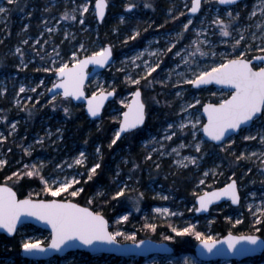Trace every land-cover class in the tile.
Returning a JSON list of instances; mask_svg holds the SVG:
<instances>
[{"label": "rangeland", "instance_id": "obj_1", "mask_svg": "<svg viewBox=\"0 0 264 264\" xmlns=\"http://www.w3.org/2000/svg\"><path fill=\"white\" fill-rule=\"evenodd\" d=\"M94 2L92 0L88 12L81 13L80 6L86 0H16L13 5L0 0V6L9 9L6 14H0V40L10 38L11 41L0 56V160H14V165H20L14 172L21 176L33 164L43 161L45 178L62 179L66 176L81 181L84 177L88 181V169L94 163L101 164L105 157L102 151L99 156L96 153L99 143H94L92 148L87 136L73 138L75 133L71 131L69 122L81 116L80 110H85V104L73 103L72 100L69 103L61 93L54 94L56 100L53 101L48 90L58 80L54 69L62 64L73 66V53L80 60L109 43L118 51L115 61L89 81L88 93L117 91L116 98L108 107L111 113L121 117L130 104L132 93L139 87L143 90L147 106V124L140 129L144 137L134 153L127 147L111 155L115 160L111 166L114 185L110 186V192L103 188L98 192L111 199L120 187L128 186L125 195L117 201L121 212L112 219L115 231L137 235L139 230L146 228V224H169L171 229L178 230L195 225L196 228L201 226L202 233L215 240L223 236L212 228L219 212L226 214L227 219L235 224L236 220L244 219L243 214L248 215L249 223L261 219L257 209L264 207V143L260 141L264 120H255L226 142L215 145L206 139L203 132L206 120L202 108L207 102L220 103L229 98L232 90L215 86L195 88L185 81L193 79L194 73L210 71L226 59L236 58L241 52L249 59L264 54L260 51L264 48V14L261 11L264 0H242L229 6L220 4L219 0H203L197 15L189 11L192 0H109V13L103 23H99L94 14ZM129 2L137 5L134 10H126ZM145 4L152 6L145 7ZM229 11L233 18L227 16ZM254 11L256 14L253 16L251 13ZM65 13L76 15V19H64ZM237 13L239 17L235 18ZM218 16L229 24L230 36H222L220 26L212 23ZM81 17L83 24L80 23ZM189 20L192 23L185 30L184 25ZM102 28H105V35ZM137 31L140 35L134 40L129 39ZM109 33L115 40L107 38ZM241 35L244 39L233 51V44ZM193 41H197L200 50L208 55L201 56L196 52L197 45ZM17 48L20 52L16 51ZM193 52L195 56L190 55ZM8 59L7 64L4 61ZM145 62L149 67L156 64L159 67L148 75ZM256 66L264 65L257 63ZM46 68L53 71L46 72ZM126 77L140 79V84H131ZM119 81L128 83L122 91L119 90ZM22 86L24 92H20ZM197 99L200 101L198 104ZM188 104L194 107L188 108ZM65 107L69 108L68 113L64 112ZM181 123L185 124L183 129L179 127ZM170 124L171 128L168 127ZM166 136H171V139H165ZM245 136H255L256 139L245 140ZM197 144L200 145L199 151L195 147ZM25 149H29L31 154ZM80 152L85 153L86 164L75 165L73 161ZM136 155L140 157L136 159ZM241 156L244 158L238 160L237 157ZM185 157H194L196 163L192 164ZM179 160L184 164H178ZM68 164L73 166L69 168ZM25 165L29 167L25 168ZM137 172L139 176L135 175ZM231 179L236 180L242 194L240 206L229 201L214 207L208 215L196 214L197 196L225 186ZM14 181H17L16 177L3 182L14 187ZM38 191L33 196L37 197ZM141 192L144 196L137 202ZM60 196L72 199L67 192ZM137 207L139 211H136ZM157 208H166L169 213L156 212ZM122 215H128V221L117 224ZM17 234L15 243L11 242L9 249L0 254V264H185L186 258L193 264H264V255L242 263L224 259L205 261L197 257L195 250L189 249L167 256L156 254L146 258L118 259L105 254L89 256L81 251L63 258L33 261L23 257L18 259L16 256L20 252L15 244L21 248L27 239L47 244L50 232L26 225ZM167 241L173 244L171 240Z\"/></svg>", "mask_w": 264, "mask_h": 264}, {"label": "snow or ice", "instance_id": "obj_2", "mask_svg": "<svg viewBox=\"0 0 264 264\" xmlns=\"http://www.w3.org/2000/svg\"><path fill=\"white\" fill-rule=\"evenodd\" d=\"M9 5L16 3V0H7ZM92 0H86V3L80 6V12L85 13L89 11V6ZM222 5L235 4L236 0H219ZM109 6V0H95L93 11L94 14L103 21L105 17L106 10ZM137 5L135 3L129 2L126 4V10L131 11ZM151 4H145V7H151ZM201 8V0H192L191 7L189 11L191 13H197ZM9 11L8 8L0 6V14H6ZM75 12V10H73ZM262 14H264V8H262ZM255 11L251 15H255ZM184 15V13H181ZM227 16L233 18L231 11L227 13ZM239 17V13L236 14L235 18ZM64 19H76V15L65 13ZM121 22H123L124 17L122 16ZM80 23L83 24L84 20L81 17ZM192 21L189 20L187 24L184 25V29L187 30L188 25ZM220 26V33L224 37L231 35L229 31V24L219 16L212 22ZM259 27V25H258ZM140 33L137 31L134 35L130 36L129 39L134 40ZM244 37L241 35L240 39L235 40L233 44V51L236 47L240 45L241 40ZM226 42V41H225ZM27 43V41H24ZM196 44V52H199L201 56L208 55V53L200 50L199 43L193 41ZM207 43V41H205ZM174 46V45H173ZM83 48V45H81ZM170 50V49H169ZM20 52V49H16ZM264 52V48L260 49ZM179 55V53H177ZM190 55L195 56V52ZM215 55V53H212ZM112 56L111 46L101 48L100 51L94 52L91 56L85 57L83 60H77L75 53H73V60L75 61L72 67L68 64H62L59 68L54 69L55 74L59 80V83H54L52 89H62V98L71 102V98H76L77 100L84 97L83 85L86 78L84 68L88 64H95L98 66H104L109 62ZM138 58V57H136ZM133 58V59H136ZM253 60L258 61L260 65H264V56H254L252 59H246L244 52H241L239 56L234 59H226L225 62L218 64L217 66L211 68L210 71H203L199 74L194 73V78L186 83L199 88L201 85L211 84L213 82L221 85H228L232 89V94L230 98L222 100L219 104H206L203 106V111L207 113V123L203 125V132L210 137L213 141L224 140L226 134L231 131L240 129L242 125H247L249 122L255 120H264V66H253ZM186 62V61H185ZM145 67L148 69V75L155 72L159 67L156 64L155 67H149L147 62H145ZM44 71H53L52 69H44ZM129 83L134 85L140 84V79H132L131 77H126ZM141 79H146V77H141ZM43 83V81H41ZM52 89L48 91L51 92ZM25 89L22 86L20 92H24ZM35 91V89H33ZM58 95L60 93H57ZM115 91L109 93H104L103 91L99 96L95 93L91 98L85 97L88 104V112L91 116L97 117L103 106V101L109 95H114ZM141 91L139 88L132 93L133 100L132 103L127 105V111L122 113L121 117H116L119 120L118 130L115 132L109 147L115 145L118 140L121 139L122 134L129 133L134 129H137L140 125H143L146 119L145 104L141 100ZM179 96L180 93H177ZM52 100H56V95H53ZM123 103V101L121 102ZM196 103H200L197 99ZM188 108L194 107L192 104H188ZM65 113L69 112V108L65 107ZM6 119V118H5ZM198 122V121H197ZM169 128L172 127L170 124ZM181 129L185 127V124L181 123L179 125ZM195 127V125H193ZM13 130H15V125H12ZM175 133H173L174 135ZM195 136V133H193ZM165 139H171V136H166ZM245 140H254L255 136H245ZM260 141L264 143V132L260 133ZM86 143V142H85ZM184 145H181L183 147ZM196 150L199 151L200 145H195ZM29 152V149H25ZM177 151V149H173ZM96 153L98 156L101 153L100 147L96 148ZM31 153L29 152V155ZM255 155V153H253ZM102 159V156L100 157ZM243 156L237 157V159H242ZM185 160L190 161L192 164L196 163L194 157H185ZM86 156L84 152L79 153V157L75 158L73 163L75 165L86 164ZM7 162L0 160V167L5 165ZM178 164H184L183 160L177 161ZM73 165L68 164L67 167L71 168ZM187 166V165H184ZM25 165V168H28ZM57 167H61L57 165ZM44 168V162L40 161L38 164H33L31 169L23 173L24 176L29 178L38 177L40 182L43 184V192L50 193L52 197H59L61 193L67 192L68 195L75 198L78 197L82 192H84L83 187H73L74 185H79L80 181L75 177L69 179L68 177H49L45 178L42 174V169ZM101 168L99 162L94 163L88 169V180H91L93 175L96 174L97 170ZM205 176L208 175L207 172L204 173ZM13 177L17 178V181L22 178L20 173L13 172L11 176L5 177L6 181L12 180ZM201 184L204 183L203 180L200 181ZM127 185H123L118 191L112 196L113 200H116L125 195V190ZM70 190V191H69ZM39 195V194H37ZM97 195H103V193H98ZM144 193H139L137 197V202L140 198H143ZM221 197H228L233 204H238L240 202V194L238 191L237 182L235 179L231 180L230 183L226 184L223 188L217 189L213 192H206L203 195L198 196L199 208L196 211H206L210 204L215 200H219ZM161 199H167V197H161ZM93 201L88 200V204L91 205ZM251 210L252 206H248ZM139 211V207L136 208ZM156 212L169 213L168 209H155ZM261 217H264V207L257 209ZM174 215V213H171ZM255 215V213H254ZM28 217L35 218L38 221H43L51 225L52 237L51 243L47 246L43 245L39 240L33 242L31 239L24 240L21 244V248L25 253L28 254H38L43 253L46 249L62 250L64 246L68 244L69 241H80L83 245L93 246L95 242H108L115 243L118 236H123L126 240H131L136 242V234L132 233L126 235L123 232L109 231V222L105 219L104 215L99 211H94L91 207H83L79 203H74L70 199H32L31 194L24 199H18L17 194L13 191L12 187H9L7 183L0 184V229L5 230L8 234H14L18 230V225L22 224V218L26 219ZM128 215L120 216L116 223L119 224L121 221H128ZM242 221L236 220V224H240ZM256 224L264 223L260 218L255 220ZM146 228L155 231V224H146ZM259 231V229H256ZM172 232L179 236L187 235L193 233L196 239L207 249L208 252L216 247L221 241L213 240L211 236H205L202 232L195 231V225H189L182 229L172 228ZM167 240H172V236L165 237ZM260 240L257 235H240L232 236L231 233L225 237V242L229 249L236 250V246L241 241H247L251 245H256ZM145 241H139L140 245H143ZM255 249L249 248L248 246H242L238 250V254L245 255L250 251ZM185 264H193L190 259H185Z\"/></svg>", "mask_w": 264, "mask_h": 264}, {"label": "trees", "instance_id": "obj_3", "mask_svg": "<svg viewBox=\"0 0 264 264\" xmlns=\"http://www.w3.org/2000/svg\"><path fill=\"white\" fill-rule=\"evenodd\" d=\"M105 28H102V33H104ZM107 38L112 41L115 40L114 36L109 33L107 35ZM9 41L6 39L0 40V56L3 55V53L7 50ZM118 53L117 49H115V55ZM4 58V57H2ZM6 58V57H5ZM11 61V60H10ZM5 63L8 64L9 59L4 61ZM117 77V76H116ZM119 80V78H118ZM119 90H123V88L128 86V83H125L124 81H119ZM80 115L79 117H76L75 119H71L69 124L72 127V132L75 133V137L73 138H80V135L87 136L88 140L90 141L92 148L94 143H99V146L101 147V151L104 154L103 156L105 159L101 162V168L97 170L96 174L93 175L91 180L86 181V179L83 177L80 181L81 187L84 188V192H82L78 197H75V201L81 202L83 204H86L88 206H91L94 210H97L99 212H103L111 222L110 229L113 232L115 231L114 224H112V219L113 217L120 213L121 210L119 209V204L117 203L118 199L113 200L108 199L104 196L98 197V192L100 191L101 188L105 189V191L110 192L111 188L110 186L114 185L113 182V174L111 173V166L115 163V160L112 158V154L115 153L116 151H119V149L123 148H131V152L136 151V146L140 142V140L144 137V135L140 132L142 130H137L134 132H130L127 136L124 138H121L120 140L117 141L115 145H112V147H109V144L111 143V140L114 137L115 132L118 129L119 126V120L116 119V117H120L119 115L117 116L116 113H111L109 111V107L104 110L103 116L101 121L98 123L97 120H91L88 118L87 114H85V110L81 109L80 110ZM142 129V128H140ZM86 137V138H87ZM130 139V140H128ZM11 155V154H10ZM139 155H136V159L139 158ZM20 165H14V160H10L2 167L0 171V183H3L5 181V177L10 176L14 172V170H18ZM136 176L138 175L135 174ZM14 187L17 189L21 197H25L26 195L33 194L35 193L36 190H39L37 197L39 198H50L52 197L50 193H45L43 192V184L40 182L38 177H27V176H22L21 179L18 181H14ZM113 193V192H112ZM35 196V195H34ZM33 196V197H34ZM36 197V196H35ZM59 198H62L61 196ZM91 199L93 203L91 205L88 204V200ZM117 204V205H115ZM243 220L240 224H235L234 221L231 219H227V215L219 212L218 219L212 223V228L215 232L220 233V234H225L227 232L233 231L235 233H252V232H257L259 235L264 236V223L261 224H256V223H249L250 218L248 217L247 214H243ZM262 221H264V217L261 218ZM201 227V226H200ZM195 227V231L197 232H202V228ZM256 229H259V231H256ZM16 236L14 237H9V236H4L0 234V254L3 251H6V249H9L8 245L13 242L15 243ZM146 236H151L153 239H158V240H166L165 237L167 236H172L173 239L171 242L176 248V252L180 251H187L189 250H194L193 247L196 244V236L193 233H189L187 235L179 236L176 233L172 232V229L169 224H159L157 225L155 231L151 229H144L139 230V232L136 235L137 239L145 238ZM117 239L121 242L123 241H131V240H126L123 236H118ZM5 245V246H3ZM16 250L21 251L20 246L18 244H15ZM18 259L21 258V255L17 256ZM113 258V257H112ZM115 259H118L116 257Z\"/></svg>", "mask_w": 264, "mask_h": 264}, {"label": "water", "instance_id": "obj_4", "mask_svg": "<svg viewBox=\"0 0 264 264\" xmlns=\"http://www.w3.org/2000/svg\"><path fill=\"white\" fill-rule=\"evenodd\" d=\"M202 1L203 0H201V6H202V3H203ZM239 2H242V0H236L235 4H237ZM226 6H229V5H226ZM109 7L110 6H108V9L106 10L104 19L106 18L107 14H108ZM199 11L197 13H192V14L197 15V14H199ZM104 19H103V21H104ZM98 20H99V18H98ZM103 21L99 20L100 23H103ZM108 46H111V48H112V56L109 59V62L106 65H104V66H98V65H95V64H88L84 68V72L86 74V78L84 80V85H83L84 97H81L78 100L76 98H71L73 103H79V104L83 103V104H85V113L88 114V116H89V118L91 120H97L98 118H101L102 115H103V112H104L105 108L107 107V105L109 104V102L112 101L113 99H115L116 96H117V91H115V90H114L115 91L114 95L107 96V98L103 101V106H102V108L100 110V113H99V115L97 117H93V116H91L89 114V112H88V104H87V100L85 99V97L91 98V96L93 94L88 93L86 86L90 83L89 81L92 78L95 77V75H97L100 72H104L105 69H107L115 61V51H114L112 45L109 44V43H107L104 47H108ZM91 55L92 54L84 55L80 60H83L85 57L91 56ZM256 56H264V54H257ZM245 58L249 59L247 57H245ZM255 63H259V62L253 60V66L254 67H255ZM69 67H72V66H69ZM56 83H59V80H57ZM213 85L215 87H218V88H223V89L225 88V89H228V90H232L231 87L228 86V85H221V84H217L215 82H213L211 84H207V85H201L199 88L209 87V86H213ZM195 88H197V87H195ZM139 89H140V91L142 93L141 100L145 104V111H146L147 106H146L145 101L143 100V90H141V88H139ZM62 91H63L62 89H52V91L49 92V94L51 96H53L56 93H61L62 94ZM112 91L113 90H106V91H103V92L104 93H109V92H112ZM95 94L97 96H99L101 94V92L100 93H95ZM230 96H229V98H230ZM132 100H133V96L131 97L130 104L132 103ZM206 104H219V103L218 102H214V103L207 102L204 105H206ZM127 110L128 109L126 108L125 111H127ZM203 115L205 117V120H206L205 124H206L207 123V113H205L203 111ZM146 120H147V112H146V119H145L144 124L140 125L137 129H134L132 131H135V130L140 129L141 127H144L146 125V123H147ZM254 121H255V119L253 121L249 122L247 125H242L240 129H237V130H234V131L230 130V132L228 134H226L224 140H222V141H213L205 133L204 134H205V137H206V139L208 141L213 142L215 145L216 144L219 145V144H222V143L226 142V139H228L229 137H231L233 135H237L238 133H240L243 128H247L248 126H251ZM127 134L128 133L122 134L121 138H124ZM231 180H233V179H231ZM231 180L228 183H230ZM0 184H4V182L0 183ZM8 186L13 188V191L16 192L18 199H24V198L28 197L27 195L25 197H21L19 192L17 191V189L15 187L11 186L10 184H8ZM237 186H238V183H237ZM223 187L224 186L218 187V188H215V189H211V190H208L207 192L210 193V192L216 191L217 189H220V188H223ZM238 191H239V187H238ZM203 194L204 193L199 194V196L203 195ZM239 194H240V202H241V193H240V191H239ZM31 198L32 199H43V200L61 199V198H58V197L57 198H46V199L39 198V197H36V198L31 197ZM70 200H72V199H70ZM229 200L230 199L228 197H221L219 200L213 201V203L209 205V207H208V209L206 211H196V214H198V215L208 214L210 212V210L212 209V207H214V206H216L218 204H221V203H223L225 201H229ZM72 201L74 203H79L83 207H89L88 205L82 204L80 202H77V201H74V200H72ZM240 202L238 204H233L231 202V204H233L235 206H240ZM196 205L198 206L197 208H199L198 196H197V199H196ZM94 211H96V210H94ZM101 214L104 215L105 219L108 220L107 216L104 213L101 212ZM108 222H109V231H111L110 230V221L108 220ZM26 225H33V226L39 227V228H41V229H43V230H45L47 232L49 231L50 234H51V237H52L51 225H49V224H47V223H45L43 221H38V220H36L35 218H32V217H28L26 219L22 218V224L18 225V230L20 228L26 226ZM18 230H17V232H18ZM16 233L8 234L5 230L0 229V234H2L4 236L6 235V236H9V237H14V236H16ZM229 233H231V235L234 236V237L235 236H240V235H257V236L260 237V240L257 242L256 245H251L247 241H241L240 243L237 244L236 250H233V249H229L228 246H227V243L225 242V237H227L229 235ZM229 233L221 236L220 239H215V240L221 241V243H218L216 245V247L212 250V252H208L207 249L204 248V246L199 241L194 246V249L196 251L197 257L200 258L201 260H205V261L224 259L226 261L236 260L237 263H240V262H242L245 259L253 258V257H261V256L264 255V236H261V235H259L257 233H252V234H250V233H241V234H237V233H234L232 231H230ZM141 240L145 241V243L143 245L139 244V241H141ZM50 243H51V238H50V240H49V242L47 244H44V243H42V244L47 246ZM245 245L248 246L249 248H252V249H255V250L254 251H250V252L246 253L245 255L238 254V250L242 246H245ZM74 251H85V252H87V253H89V254H91L93 256L106 254V255H110V256L114 255V256L122 257V258H124V257L146 258L147 256L156 255V254L166 255L167 256V255H173L176 252L175 246L172 245L167 240L166 241L158 240V239L155 240V239H152L150 237H145V238H141V239L136 240L135 243L133 241H123V242H121V241H119L116 238V242L115 243L95 242L93 246L83 245L78 240L69 241L68 244L62 248V250L46 249V251L43 252V253L28 254V253H25L23 249H21V256L24 257L27 260L29 259V260H33V261H38V260H40V261H48L49 259L57 257V256L64 257L67 254H69L70 252H74Z\"/></svg>", "mask_w": 264, "mask_h": 264}, {"label": "flooded vegetation", "instance_id": "obj_5", "mask_svg": "<svg viewBox=\"0 0 264 264\" xmlns=\"http://www.w3.org/2000/svg\"><path fill=\"white\" fill-rule=\"evenodd\" d=\"M135 8H136V7H135ZM135 8H134V9H135ZM134 9H133V10H134ZM108 13H109V12H108ZM107 15H108V14H107ZM105 19H106V18H105ZM105 19H104V20H105ZM7 40H8L9 42H11V41H10V38H7ZM227 233H229V232H227ZM227 233H225V234H227ZM225 234H222V235H225ZM75 252H81V251H74V252H70V253H75ZM83 252H84V251H83ZM70 253H69V254H70ZM69 254H67V255L64 256V257L69 256ZM85 254H88L89 256H92L91 254H89V253H87V252H85ZM62 258H63V257H62ZM246 260H247V259H245V261H246ZM234 261L236 262V260H234ZM243 261H244V260H243ZM236 263H237V262H236ZM240 263H242V262H240Z\"/></svg>", "mask_w": 264, "mask_h": 264}]
</instances>
